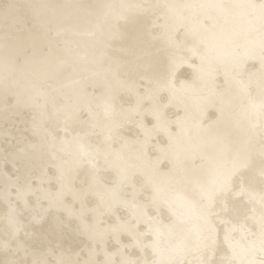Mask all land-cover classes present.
I'll use <instances>...</instances> for the list:
<instances>
[{"label": "snow or ice", "instance_id": "1", "mask_svg": "<svg viewBox=\"0 0 264 264\" xmlns=\"http://www.w3.org/2000/svg\"><path fill=\"white\" fill-rule=\"evenodd\" d=\"M0 28L25 33L32 49L19 65L0 54V112L10 96L13 108L30 109L40 141L18 156L46 146L56 161L54 177L45 168L24 183L0 170V223L10 237L0 264H264V0H0ZM69 37L97 47L90 54ZM117 38L129 42L123 73L105 65L103 49ZM177 68L189 71L178 78ZM121 96L130 103L118 107ZM129 125L135 139L122 135ZM82 171L87 183L76 187ZM53 180L55 189L44 187ZM229 198L235 208L225 218L217 205ZM52 209L49 228L25 246L20 235ZM69 224L91 243L88 259L61 249ZM121 235L132 244L108 252Z\"/></svg>", "mask_w": 264, "mask_h": 264}, {"label": "bare ground", "instance_id": "2", "mask_svg": "<svg viewBox=\"0 0 264 264\" xmlns=\"http://www.w3.org/2000/svg\"><path fill=\"white\" fill-rule=\"evenodd\" d=\"M23 2V0H21ZM53 2H60V0H53ZM83 4H90L93 0H81ZM149 21H144V27L142 28V33L144 40L147 41L149 38L147 36V26ZM70 39L76 40L82 50H87L90 54L93 53L94 49L97 47L88 37H69ZM180 37H178L179 39ZM30 38L25 35L23 32H19L14 28H10L7 31V34H4V30L0 28V54L5 51L10 54L16 55L17 64H22L25 57L31 55L32 49L30 47H26L27 42ZM129 47V42L123 39H114L108 42L107 46L103 49L105 55V65L111 64L115 66L116 64L120 65L121 73L128 70V64L126 61L128 60V52L127 49ZM249 67H254L250 65ZM178 78H183L187 75L188 69L186 68H177L176 69ZM71 73V69H67L64 71L63 75H69ZM23 83V81H21ZM139 83L143 84V81H139ZM4 99L0 97V105H3ZM14 103L13 97H8V111L0 112V170L7 173L8 176L15 179L16 177H20V183H24L30 176L36 177L40 176L45 168H47V172L50 176L54 177L56 174V169L53 165L56 163L55 160L51 158L49 151L46 146L40 147L34 151H30L27 156L21 158L18 156V149L26 146L28 143L39 144L40 141L37 137L33 136L31 132V123L33 114L30 109L27 108H13L12 105ZM121 103L125 105L130 103L128 98L121 96L117 101V106L119 107ZM84 119H87V115L82 114ZM208 117L214 118L215 112L210 110L208 113ZM147 120V117H146ZM148 123H151L150 120H147ZM53 131L55 129L53 128ZM56 135H63V133L56 132ZM122 135L128 137L129 139H135L138 135V130L134 127V125H129L126 129L122 130ZM154 155V153H152ZM57 157H60V153L56 154ZM257 163L254 162L253 167L255 168ZM246 181L252 177L253 173L250 170L248 173H245ZM100 178L105 182H109L112 179V174L107 172L100 173ZM87 176L82 171L77 177L76 187L81 186V181L87 183ZM139 177L133 176L132 183H138ZM33 185H36V181L33 180ZM258 182V181H257ZM238 183V181H237ZM44 187H51L53 189L56 188V184L53 182L50 185L45 184ZM131 187H129L128 191H131ZM13 195H15V189H13ZM68 201L71 202V198H68ZM29 205L34 206L36 201L35 197H28ZM42 206L47 207V201L40 202ZM18 210L23 213L22 218H27L31 215L32 208L25 209L24 205L19 201L16 202ZM78 207V205H77ZM217 208L220 210V214L225 218H232L233 211L235 205L229 198L226 205H217ZM6 210V206L0 204V214ZM52 213L48 215V217L42 222L40 225H36L33 223L29 230L32 235L26 237L25 235H20V240L24 242L25 246H28L32 243L34 239H36L37 233H43L50 226L52 215L57 214L55 209L51 210ZM121 219L126 218V213L117 209ZM61 219H63V214L60 213ZM111 221L112 218L106 217ZM223 232V227L221 226V233ZM9 235L7 234L6 227L3 223H0V259L3 258V242L9 240ZM48 239L55 245L56 240L53 239L52 236H49ZM61 245V249L75 256L77 253L78 259L86 260L89 258V250L92 245L89 241L85 240L82 236L76 234L73 225L69 224L67 228L63 230V237L59 241ZM132 244V240L127 235L120 236V244H116L112 239H109L106 245L108 252H114L120 248L121 245H130ZM11 247L15 248V241L11 242ZM97 251H99V245H97ZM123 252L125 255L130 256L131 258H135L139 256V252L135 247L129 249L128 247L123 248ZM19 261H23L25 256L22 253H17L14 257ZM98 260L103 259V255H99L96 257ZM119 259V256H117Z\"/></svg>", "mask_w": 264, "mask_h": 264}]
</instances>
